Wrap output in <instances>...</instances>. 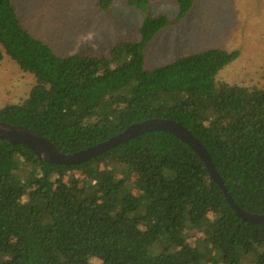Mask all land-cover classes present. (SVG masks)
I'll use <instances>...</instances> for the list:
<instances>
[{
	"label": "trees",
	"instance_id": "16d2710c",
	"mask_svg": "<svg viewBox=\"0 0 264 264\" xmlns=\"http://www.w3.org/2000/svg\"><path fill=\"white\" fill-rule=\"evenodd\" d=\"M174 1L178 22L196 4ZM169 24L146 17L134 41L105 56L61 58L25 29L12 0H0V63L33 78L23 101L0 108V122L71 155L133 124L174 121L201 142L237 206L264 215V71L249 89L219 85L218 73L238 54L218 49L150 69L145 51ZM95 262L264 264V225L238 219L195 153L167 133L74 167L0 142V264Z\"/></svg>",
	"mask_w": 264,
	"mask_h": 264
},
{
	"label": "rangeland",
	"instance_id": "374dc122",
	"mask_svg": "<svg viewBox=\"0 0 264 264\" xmlns=\"http://www.w3.org/2000/svg\"><path fill=\"white\" fill-rule=\"evenodd\" d=\"M102 0H12L25 29L58 57L105 56L121 41H134L146 17L165 16L169 26L158 33L145 54L150 69L184 53L224 50L237 59L221 70L217 84L253 87L264 71V0H196L178 22L174 0H114L100 11ZM129 1H147L138 9ZM33 78L8 59L0 63V108L18 104L30 92ZM102 264V263H94Z\"/></svg>",
	"mask_w": 264,
	"mask_h": 264
},
{
	"label": "water",
	"instance_id": "95a60500",
	"mask_svg": "<svg viewBox=\"0 0 264 264\" xmlns=\"http://www.w3.org/2000/svg\"><path fill=\"white\" fill-rule=\"evenodd\" d=\"M156 132L172 135L195 153L205 168L209 179L218 187L227 205L238 219L251 225H264V215L250 214L237 206L225 188L209 154L201 142L185 127L174 121L151 119L133 124L109 140L71 155L60 153L52 143L33 131L0 122V142L7 143L11 146H22L27 148L42 163L64 167H74L85 164L135 138Z\"/></svg>",
	"mask_w": 264,
	"mask_h": 264
},
{
	"label": "crops",
	"instance_id": "0c3cea01",
	"mask_svg": "<svg viewBox=\"0 0 264 264\" xmlns=\"http://www.w3.org/2000/svg\"><path fill=\"white\" fill-rule=\"evenodd\" d=\"M17 14L19 15V12L17 11ZM19 17V16H18Z\"/></svg>",
	"mask_w": 264,
	"mask_h": 264
}]
</instances>
